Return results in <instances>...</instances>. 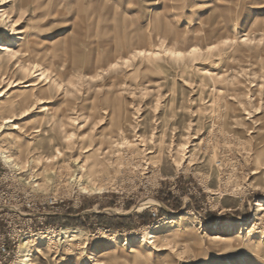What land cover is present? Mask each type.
<instances>
[{"label": "rangeland", "instance_id": "obj_1", "mask_svg": "<svg viewBox=\"0 0 264 264\" xmlns=\"http://www.w3.org/2000/svg\"><path fill=\"white\" fill-rule=\"evenodd\" d=\"M2 14L0 48L11 36L22 52L0 51V89L22 84L0 99L18 126L0 129V264L26 241L31 264H264V0H9ZM35 63L67 92L38 105Z\"/></svg>", "mask_w": 264, "mask_h": 264}, {"label": "bare ground", "instance_id": "obj_2", "mask_svg": "<svg viewBox=\"0 0 264 264\" xmlns=\"http://www.w3.org/2000/svg\"><path fill=\"white\" fill-rule=\"evenodd\" d=\"M9 0H0V6L5 5L6 3H8ZM5 14H2L0 17V22H3V18H4ZM12 25V24H11ZM13 26V25H12ZM237 30V29H236ZM14 32V30H12ZM237 34V33H236ZM12 35V34H11ZM10 36V34H9ZM248 36L243 37V42H247L249 39L247 38ZM12 37L10 36L7 40H5L4 45H2V47L0 48V51L7 55L8 57H10V59H12L13 61H20V57L19 56V52H22V50H20L19 52H14L11 49V45L13 44V40L11 39ZM237 37L233 38L232 40H230L229 38H226L224 44H229L230 41L237 43ZM216 46H208V50L209 51H214L216 50ZM170 51V50H169ZM199 52L198 48H192L190 51H188L186 54H184L182 51H170V54L172 56L179 58H182L184 56H189V55H196ZM141 54H147L149 56H154L156 55L155 52L152 51H148L146 53H144L143 51H141ZM25 73H29L32 77V79H37L38 82L43 83L44 82V86H47V88L45 90L40 91V95L43 96V98H38V105H45L46 101L45 99L51 100L52 99V91L55 92H62L65 93L67 92V90L65 89V86L63 85V83L58 82L56 79H53L52 77L49 76V74L46 72V70H44L40 65L38 64H33L32 67L30 68H23ZM37 82V81H36ZM36 82H33V84H28L25 85V87L29 88L31 86H37L38 84H36ZM35 83V84H34ZM20 84H22V82H11L9 83V86L7 88H1L0 89V99L5 98L6 94H8V92L11 91V89H15L18 86H20ZM10 102H8L9 105ZM36 104V102L33 101L32 105L34 106ZM8 114L7 116H2ZM15 114V113H14ZM13 116L11 117V107L7 106V104L3 103L0 105V117L2 116L3 118H1L0 121V129H7L10 125V127H14V129H17L18 126L16 124V118ZM29 114V108L24 110V115H28ZM16 115V114H15ZM63 122L60 124L62 125ZM9 127V128H10ZM5 159L7 161V163L13 164V161L11 160V158L9 156H5ZM83 166H80V169H82ZM79 177V181H80ZM81 185V190L83 193L85 194H98V192H102L104 189L106 188H95V187H86V185L84 184H80ZM209 192H211L209 190ZM212 195H214L213 193H211ZM259 212H264V205L260 204V209ZM67 230L64 229L63 231H61L63 234H67L66 232ZM71 232L73 234H79L82 235L84 234V230H71ZM157 238L156 236H153L152 234H149V239H147L146 236L143 237V242L147 243L148 240L152 243H154ZM32 246L31 245V241H26V242H22L21 246H20V250L18 253V257H17V263L18 264H31V256L33 254L32 252ZM37 250V249H36ZM35 252V251H34ZM38 253V250L36 251Z\"/></svg>", "mask_w": 264, "mask_h": 264}, {"label": "built area", "instance_id": "obj_3", "mask_svg": "<svg viewBox=\"0 0 264 264\" xmlns=\"http://www.w3.org/2000/svg\"><path fill=\"white\" fill-rule=\"evenodd\" d=\"M0 252L4 255H9V252H8V249L6 248L5 245H2L1 248H0Z\"/></svg>", "mask_w": 264, "mask_h": 264}, {"label": "crops", "instance_id": "obj_4", "mask_svg": "<svg viewBox=\"0 0 264 264\" xmlns=\"http://www.w3.org/2000/svg\"><path fill=\"white\" fill-rule=\"evenodd\" d=\"M142 221H146V222H151L153 219V217L151 215H149L148 217H141ZM150 220V221H149Z\"/></svg>", "mask_w": 264, "mask_h": 264}, {"label": "trees", "instance_id": "obj_5", "mask_svg": "<svg viewBox=\"0 0 264 264\" xmlns=\"http://www.w3.org/2000/svg\"><path fill=\"white\" fill-rule=\"evenodd\" d=\"M149 216V214L148 213H145L142 217H148ZM97 218H99V219H102V217H97ZM130 218H125V219H123V220H129ZM150 221V220H149ZM144 222H146V221H144Z\"/></svg>", "mask_w": 264, "mask_h": 264}]
</instances>
